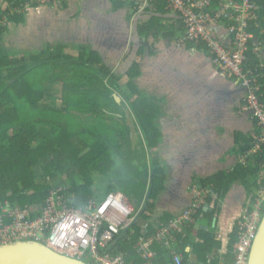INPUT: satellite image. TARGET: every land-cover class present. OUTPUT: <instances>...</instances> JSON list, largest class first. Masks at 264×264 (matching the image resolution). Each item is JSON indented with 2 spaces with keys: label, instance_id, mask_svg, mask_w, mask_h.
<instances>
[{
  "label": "trees",
  "instance_id": "16d2710c",
  "mask_svg": "<svg viewBox=\"0 0 264 264\" xmlns=\"http://www.w3.org/2000/svg\"><path fill=\"white\" fill-rule=\"evenodd\" d=\"M132 1L139 7L137 0ZM217 1L213 0L214 3ZM3 2L7 4L4 9L1 7ZM112 2L117 9L125 4L121 0ZM254 2L259 6L256 11L258 19L250 21L247 27L254 38L248 41L244 67L246 71L257 72L259 96L264 102V67L255 52L257 38L264 40V0ZM152 3L157 13H171L166 0H152ZM34 4L37 2L33 0H0V214L5 205H41L54 191L62 195L70 207H90L101 198L93 187L92 176L96 173L106 175L115 162L116 154L122 160L118 174H125L127 170L129 174L125 180H120L127 184L126 195L140 201L146 194L147 200L140 219L116 241L111 251H120L125 264H142L144 261L136 247L143 234L140 221L148 223L144 236L154 234L149 229L154 224L151 221L153 200L165 180L164 167L151 153L160 140L155 120L162 111V98L148 97L133 84L132 80L140 73L136 61L125 73L127 81L120 83V76L105 66L88 47H80L76 57L62 54V47L52 45L18 57L16 51L6 46V34L11 24L16 26L23 22L20 9ZM213 8L208 11L213 12ZM162 19L152 17L140 24V31L146 35L174 36L173 29L169 34L164 33L167 30L161 23ZM174 20L178 23L176 31L180 32V41L186 28L183 20ZM199 43L186 42L188 46L208 53L206 43ZM142 52L143 49L139 53ZM58 79H62L61 94L52 104L47 101L52 97L46 95L45 84ZM114 94L121 97L120 102L115 100ZM124 108L130 110L141 130L135 147L124 122ZM258 133L256 126L251 136L244 138L243 144V137L240 135L238 138L240 151L248 158L247 163L240 162L231 172H219L201 180V188L207 193L204 203L210 204L214 195H217L216 200H222L239 179L248 189L264 184V145L261 150L250 153ZM250 180L253 182L251 185ZM110 191L115 192L108 187L104 190L105 193ZM202 208L203 204L193 215V224L187 222L182 232L174 233L170 243L153 242L151 249L156 264H173L172 252L181 254L182 264H188L187 246L199 261L206 263L211 260L214 245H219L211 231L212 220L219 208L216 205L213 210L205 212ZM200 218L207 230L194 229ZM171 220V216L163 218L164 224ZM189 237L192 241L187 240ZM224 256L223 264H232L235 260L231 252ZM212 262L215 263L214 260Z\"/></svg>",
  "mask_w": 264,
  "mask_h": 264
},
{
  "label": "crops",
  "instance_id": "0c3cea01",
  "mask_svg": "<svg viewBox=\"0 0 264 264\" xmlns=\"http://www.w3.org/2000/svg\"><path fill=\"white\" fill-rule=\"evenodd\" d=\"M78 1L49 0L26 5L20 9L23 22L12 25L7 37L11 36L31 52L52 45L62 47V54L76 57L80 47H88L115 75L126 81L125 73L133 62H137L140 73L132 80L133 84L148 97L162 98V111L155 122L160 140L151 153L164 167L165 180L153 200L151 221L154 224L149 228L153 233L164 225L165 215L175 218L194 203L199 194L204 195L199 192L201 180L219 172H231L242 160L247 163L248 158L240 151L238 138L243 137V144L244 138L251 136L256 128L255 119L243 110L245 90L227 79L206 51L178 42V23L168 18L172 16L170 13L163 15L149 6L142 10L132 0H121L125 4L120 9L114 7L112 0H83L82 4ZM154 16L163 18L161 23L167 30L164 33L169 34L173 29L176 34L163 37L142 33L140 24ZM221 30L218 37L229 43L232 38ZM221 33L225 35L221 36ZM255 46L264 65V40L258 37ZM141 49L143 52L139 53ZM20 52L23 55L26 51ZM194 60L199 74L194 72ZM201 63L204 68L200 67ZM137 128L140 136L141 130ZM120 180L108 181L107 187L126 195L112 185ZM257 188L248 189L239 179L222 200H216L217 195H214L207 211L216 205L220 208L219 215L214 216L218 218L217 224H211L214 240L219 245H214L211 260L206 263L199 261L187 246L188 264L224 263V254L232 253L239 222L250 210ZM104 194V191H97V195ZM127 197L133 204L139 202ZM202 204L204 207L208 203L203 200ZM193 222L194 218L188 223ZM202 223H197L194 229L207 230ZM144 227L148 229V223L140 221L141 232ZM190 237L188 241H192Z\"/></svg>",
  "mask_w": 264,
  "mask_h": 264
},
{
  "label": "built area",
  "instance_id": "2783aa9c",
  "mask_svg": "<svg viewBox=\"0 0 264 264\" xmlns=\"http://www.w3.org/2000/svg\"><path fill=\"white\" fill-rule=\"evenodd\" d=\"M137 1L140 9L144 4L152 3V0ZM166 1L167 8L178 16L177 19L183 20L186 28L179 42L185 44L188 41H194L196 44L205 42L213 64L227 79L245 90L243 110L253 115L259 129L250 153L261 150L264 145V102L259 96L257 72L246 71L244 67L248 41L254 38L247 31V27L250 21L258 19L256 11L259 6L254 0H218L216 3L213 0ZM210 7H214L213 12L208 11ZM220 29L232 38L229 43L218 37ZM222 35L225 34L221 33ZM261 66L264 67L262 64ZM199 191L204 195L199 194L194 203L189 204L168 224L156 229L154 234L144 236L146 227L143 228L144 235L139 237L136 245L144 261L142 264H156L151 249L153 242L170 243L174 233L182 232L183 226L193 220V215L203 202L202 196L206 197L207 194L202 188ZM254 197L250 203V210L237 228L232 247L235 260L232 264H248L253 241L264 216V184L261 183L256 189ZM146 200L145 194L138 203L133 204L126 195L110 191L97 203L93 202L90 207L74 208L68 206L63 196L54 191L41 205L25 207L5 205L0 214V244L35 240L60 254L82 261L86 258L87 261L84 262L89 264H125L124 255L120 251L113 253L111 248L140 219L139 215ZM172 255L173 264H182L181 254L172 252Z\"/></svg>",
  "mask_w": 264,
  "mask_h": 264
},
{
  "label": "water",
  "instance_id": "95a60500",
  "mask_svg": "<svg viewBox=\"0 0 264 264\" xmlns=\"http://www.w3.org/2000/svg\"><path fill=\"white\" fill-rule=\"evenodd\" d=\"M222 27V26H220ZM226 30V28L224 29ZM117 102L120 98L114 94ZM125 123L128 125L131 144H134L139 136V130L128 108H124ZM100 196V195H99ZM102 197V196H101ZM209 204L203 207L207 211ZM31 210L33 208L31 207ZM218 218H213L212 225L217 224ZM0 264H89L80 259L60 254L48 248L45 244L35 240H20L11 243L0 244ZM248 264H264V216L259 225L258 232L253 241L249 254Z\"/></svg>",
  "mask_w": 264,
  "mask_h": 264
},
{
  "label": "rangeland",
  "instance_id": "374dc122",
  "mask_svg": "<svg viewBox=\"0 0 264 264\" xmlns=\"http://www.w3.org/2000/svg\"><path fill=\"white\" fill-rule=\"evenodd\" d=\"M80 4H82V2H83V0H80V1H78ZM7 6V4L6 3H2L1 4V7H2V9H4L5 7ZM144 6H149L150 8H154V5H153V3H149L148 5L147 4H144ZM144 6H142V10H144V9H147V8H144ZM169 15H172V16H174L176 19L178 18V16L177 15H174V14H172V13H170ZM168 17V18H171V19H175V18H173V17ZM222 26V25H221ZM12 28V24L10 25V27H9V30ZM6 38H7V43H6V46L9 48V50H14V51H16L17 53H18V57L20 56H23V55H21V52L19 53V51H23V50H25L26 52L25 53H27V52H31L29 49H27V48H25V47H22L21 45H19L18 44V41L16 40V42H15V40H14V38H13V40L11 39V36H8L7 37V34H6ZM180 38V37H179ZM179 38H177V40H178V42H179ZM71 43L73 44V41H71ZM84 43V42H83ZM136 49V48H135ZM77 55V54H76ZM25 57H28V55H25ZM213 63V62H212ZM194 65L196 66V69H194L195 71V73H197V74H199V67H198V64H197V62H196V60H194ZM200 67H202V68H204V66H203V63H201V65H200ZM124 78V77H123ZM123 78H121L120 79V83H124V82H126V80L125 79H123ZM61 88H62V79H58L57 81H55V82H53V83H46L45 84V93H46V95H51V97H52V99H48L47 101H49L50 103H52V104H54L55 103V99L56 98H59L60 97V94H61ZM142 89H144V90H146V88H142ZM158 94H161V92L160 93H158ZM117 95V97H119L120 98V101H121V97L118 95V94H116ZM48 97H50V96H48ZM242 107V106H241ZM156 123H157V120L155 121ZM138 137H137V139H136V141L134 142V147L136 146L135 144L136 143H138ZM114 160H115V162H114V164L110 167V169H109V171L106 173V175H102V174H98V173H96V174H94L93 176H92V178L94 179V188L95 189H97L96 191H98V192H100V191H104L105 189H106V187L108 186L107 185V182L108 181H110V180H113L114 178H115V180H125L126 179V177H127V175L129 176V174H128V170H127V172H125V174L122 172V173H120V174H115L114 173V171H117L118 170V168H119V166L121 165V159H120V157L119 156H117L116 154H115V156H114ZM243 162V164H245V160H242ZM118 172V171H117ZM130 177H131V175H130ZM259 182V181H258ZM57 182H53L52 184H56ZM251 184H253V182H251V180H250V185ZM112 185L114 186V187H116L118 190H120V191H122V192H124V193H126V187H127V184L125 183V184H122L120 181H117V182H114V183H112ZM60 189V188H59ZM200 192V191H199ZM219 213H220V208H219V210L217 211V216L219 215ZM200 222H204V220L203 219H201L200 220ZM83 261H87V259L86 258H83Z\"/></svg>",
  "mask_w": 264,
  "mask_h": 264
}]
</instances>
